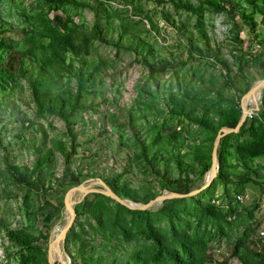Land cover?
<instances>
[{"label":"rangeland","instance_id":"rangeland-1","mask_svg":"<svg viewBox=\"0 0 264 264\" xmlns=\"http://www.w3.org/2000/svg\"><path fill=\"white\" fill-rule=\"evenodd\" d=\"M263 50L264 0H0V264H49L68 189L142 205L201 189L264 80L232 85L237 57ZM253 102L218 150L231 182L141 215L87 196L77 216L76 193L55 264H264V88Z\"/></svg>","mask_w":264,"mask_h":264},{"label":"water","instance_id":"water-1","mask_svg":"<svg viewBox=\"0 0 264 264\" xmlns=\"http://www.w3.org/2000/svg\"><path fill=\"white\" fill-rule=\"evenodd\" d=\"M262 88H264V80L256 83L248 91V93L241 98L240 106L242 109V116L240 118L238 125L235 128L222 127L220 129V131L217 135L215 144H214V149H213V154H212V166H211L210 171L208 172V174H210V177L206 178V182L202 186L201 189L196 190L194 192H190L189 194L164 195V196H161V197L151 201L150 203H148L146 205L136 204V203H133L131 201L124 200L118 194H116L115 192H113L112 190H110L106 186H101V188H98V189L97 188L96 189H90L87 187L80 186V187H75V188H71V189L66 190L62 194V197H61L59 203H60L62 209L65 211V213L69 215V219L66 220L65 226H64L62 232L59 234V237L54 238L48 245L47 259L49 261V264H55L56 263L55 256L53 253V248L55 247V245L57 243H59V242L62 243L66 239V235L68 234L69 230L72 227L73 220L75 218V214L73 212V206L75 204L73 203L72 210L69 211V210H67V207L65 205V201L67 198H71L72 195H74L76 193L81 195V197H82L80 203L87 196L100 195V196H103L105 198L112 200L116 204H118V205H120V206H122V207H124L130 211L146 212V211L152 210V208L158 204H165L167 202H171V201H175V200H187V199L196 198L197 196L204 193L205 190L209 189L212 186V184L214 183V181L217 179L218 174H219L218 150H219V147L221 145L222 138H224L228 134L240 133L242 127L245 125V123L248 119L249 113L253 110L252 108L249 107V103H250L249 99L255 101L259 90ZM247 99H248V101H247Z\"/></svg>","mask_w":264,"mask_h":264},{"label":"trees","instance_id":"trees-1","mask_svg":"<svg viewBox=\"0 0 264 264\" xmlns=\"http://www.w3.org/2000/svg\"><path fill=\"white\" fill-rule=\"evenodd\" d=\"M184 8H186V10H190V8H188L187 6H183ZM237 61H238V73H237V75H236V78L234 79V80H229L230 81V83L232 84V85H234L235 84V80H238V79H240L242 76H244V74H245V72H246V70L249 68V67H259V68H261L263 71H264V50L262 51V53L260 54V55H258V56H256V57H247V55L245 54V53H241L238 57H237ZM239 121H240V119H233V120H231V121H226L225 122V126L226 127H229V128H235L237 125H238V123H239ZM251 120L248 118L247 119V121H246V123H245V125L242 127V129H241V131L240 132H245L246 131V128H248V125H249V122H250ZM225 126H223V127H225ZM222 128V127H221ZM222 144H223V142H222ZM220 162H221V157H220ZM210 169H211V165L209 166V167H207V171L206 172H208V171H210ZM11 172H12V174H13V176L15 177V178H17L18 180H20V181H26L27 180V178L25 177V176H23L22 174H20V173H18L17 171H15V170H11ZM216 180H219V181H221V182H223V183H229V182H231L232 180L231 179H229V177H227L223 172H219V174H218V177H217V179ZM114 192V191H113ZM116 194H118L122 199H124V200H126V198H125V196H123V195H120L119 193H117V192H115ZM189 194V193H188ZM92 196H94V197H99L100 195H92ZM102 198H105V197H103V196H101ZM87 198L88 197H86V198H84V200H83V203L82 204H80L79 206H76L75 208H74V212H75V214L77 215V216H81V215H83V213H84V211L86 210V208L89 206V203L87 202ZM183 202V200H175V201H173V202H167V203H165L167 206V208L165 209V211H168L169 210V208H171V206L172 207H174L175 205H179L180 203H182ZM120 206V205H119ZM122 207V206H121ZM124 208V207H123ZM57 209H58V211H62V207H61V205L60 204H57ZM126 209V208H125ZM126 210H128V209H126ZM128 211H130V210H128ZM131 213H133V214H136V215H141V214H150L151 213V211H146V212H141V211H130ZM11 238L12 239H15V237L13 236V235H11ZM66 240H67V238H66ZM53 253L54 254H56V248H53Z\"/></svg>","mask_w":264,"mask_h":264},{"label":"bare ground","instance_id":"bare-ground-1","mask_svg":"<svg viewBox=\"0 0 264 264\" xmlns=\"http://www.w3.org/2000/svg\"><path fill=\"white\" fill-rule=\"evenodd\" d=\"M249 100H251V99H249ZM247 101H248V99H247ZM255 102V101H254ZM253 102V103H254ZM256 107V106H255ZM65 205H66V207H67V210H69V211H71L72 210V206H73V202H72V200H71V198H67L66 199V201H65ZM66 216H67V220L69 219V215L68 214H66ZM56 237V236H55ZM59 237V235H57V237L56 238H58ZM61 245V242H59V243H57L56 245H55V247H56V254L57 253H59V246ZM59 261H60V264H67L66 262H64L61 258H59Z\"/></svg>","mask_w":264,"mask_h":264},{"label":"built area","instance_id":"built-area-1","mask_svg":"<svg viewBox=\"0 0 264 264\" xmlns=\"http://www.w3.org/2000/svg\"><path fill=\"white\" fill-rule=\"evenodd\" d=\"M252 117H253V111H251L248 115V118H252ZM259 237L264 240V228H261L259 230Z\"/></svg>","mask_w":264,"mask_h":264}]
</instances>
